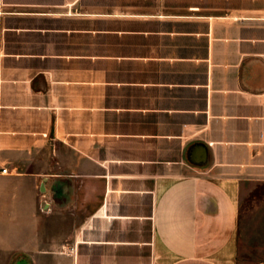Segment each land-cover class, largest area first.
Returning a JSON list of instances; mask_svg holds the SVG:
<instances>
[{
    "label": "crops",
    "instance_id": "obj_1",
    "mask_svg": "<svg viewBox=\"0 0 264 264\" xmlns=\"http://www.w3.org/2000/svg\"><path fill=\"white\" fill-rule=\"evenodd\" d=\"M0 264H264V0H0Z\"/></svg>",
    "mask_w": 264,
    "mask_h": 264
},
{
    "label": "rangeland",
    "instance_id": "obj_2",
    "mask_svg": "<svg viewBox=\"0 0 264 264\" xmlns=\"http://www.w3.org/2000/svg\"><path fill=\"white\" fill-rule=\"evenodd\" d=\"M250 218H249V222H250ZM249 226H250V224H249ZM248 231V230H247ZM247 231H245V232H247ZM250 231V230H249ZM244 242H248V243H250V242H252V235H251V233L249 232V233H247V234H245L244 235Z\"/></svg>",
    "mask_w": 264,
    "mask_h": 264
},
{
    "label": "built area",
    "instance_id": "obj_3",
    "mask_svg": "<svg viewBox=\"0 0 264 264\" xmlns=\"http://www.w3.org/2000/svg\"><path fill=\"white\" fill-rule=\"evenodd\" d=\"M1 170H2V171H5V170H6V167H2Z\"/></svg>",
    "mask_w": 264,
    "mask_h": 264
}]
</instances>
